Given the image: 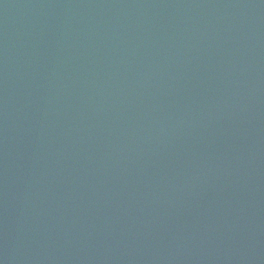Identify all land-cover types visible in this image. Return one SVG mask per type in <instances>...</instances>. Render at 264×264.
Wrapping results in <instances>:
<instances>
[{
    "label": "water",
    "instance_id": "obj_1",
    "mask_svg": "<svg viewBox=\"0 0 264 264\" xmlns=\"http://www.w3.org/2000/svg\"><path fill=\"white\" fill-rule=\"evenodd\" d=\"M0 264H264V0H0Z\"/></svg>",
    "mask_w": 264,
    "mask_h": 264
}]
</instances>
